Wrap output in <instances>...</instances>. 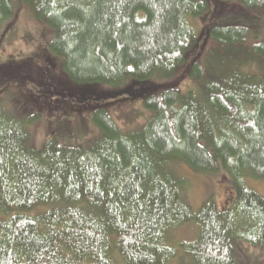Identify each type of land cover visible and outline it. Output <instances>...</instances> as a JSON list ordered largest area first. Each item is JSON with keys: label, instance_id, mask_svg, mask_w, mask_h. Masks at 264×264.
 Listing matches in <instances>:
<instances>
[{"label": "trees", "instance_id": "1", "mask_svg": "<svg viewBox=\"0 0 264 264\" xmlns=\"http://www.w3.org/2000/svg\"><path fill=\"white\" fill-rule=\"evenodd\" d=\"M23 2L53 36L0 57V264H264V197L245 184L264 180V0ZM16 12L0 0V45ZM36 65L34 106L7 111L3 92ZM66 86L98 95L73 104ZM133 100L150 116L124 132L106 103ZM68 102L91 112L96 138L65 144L58 120L33 145L40 110ZM175 166L226 173V206L207 195L195 212ZM190 224L194 239L174 238Z\"/></svg>", "mask_w": 264, "mask_h": 264}, {"label": "rangeland", "instance_id": "2", "mask_svg": "<svg viewBox=\"0 0 264 264\" xmlns=\"http://www.w3.org/2000/svg\"><path fill=\"white\" fill-rule=\"evenodd\" d=\"M16 7V17L14 20L15 36L8 38L0 45V57L6 58L10 55L22 56L28 55L37 45L47 43L53 34L51 31L39 20L35 19L32 15V9L24 4L23 0H13ZM197 29V27H196ZM264 31V29H263ZM33 73L30 81L22 89L17 87L7 88L2 94V104L7 111H18L20 106H34L31 94L36 89L43 87L44 76L40 74L42 68L39 65L33 67ZM55 78V74L53 75ZM182 87L184 89L191 88L192 84L189 81H183ZM68 89V90H66ZM96 90V89H95ZM103 91L111 93L109 88H104ZM62 92L70 93L68 99L73 98V102H78V98H87L88 96L98 95V91H92L87 87H69L66 86ZM90 94V95H89ZM108 97V96H106ZM109 98V97H108ZM64 100L60 98L62 104ZM66 103V102H65ZM59 104V105H61ZM106 107L110 116L116 121L120 129L124 132H131L140 128L149 118L150 114L145 111L139 101L133 100L129 103L115 104L114 102L106 103ZM57 108V107H56ZM57 112L40 110L41 117L38 121L28 125L30 133V140L33 145L41 144L48 136L49 127L57 124L54 123L58 120L67 121L69 124L70 133L63 138V143L68 145L88 144L93 138H96L98 131L92 125L90 117L91 112L87 109L74 110L68 102L67 106L59 108ZM85 129V136L83 135ZM83 135V136H82ZM82 136V137H81ZM178 177H185L188 179L189 184L186 192L184 193L185 199L190 204L192 209L196 212L201 206L202 202L208 198L207 195H212L215 199L218 209L224 208L231 195V186L229 183L228 175L221 172L216 175L196 174L190 172L187 168L177 167L173 168ZM245 184L260 195L264 197V180H254L245 178ZM197 227L193 224L183 226L173 233L174 238L177 240H192L196 237ZM260 248H254L249 245H244L241 251L252 255H260ZM239 255V254H238Z\"/></svg>", "mask_w": 264, "mask_h": 264}]
</instances>
